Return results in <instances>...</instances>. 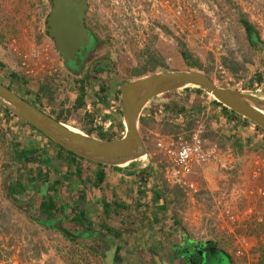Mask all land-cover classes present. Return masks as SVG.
Returning <instances> with one entry per match:
<instances>
[{
	"label": "rangeland",
	"instance_id": "1",
	"mask_svg": "<svg viewBox=\"0 0 264 264\" xmlns=\"http://www.w3.org/2000/svg\"><path fill=\"white\" fill-rule=\"evenodd\" d=\"M86 6L85 22L93 32L95 42L76 78L90 77L83 87V100L90 102L91 112H87L84 105L80 109L72 106L79 94L78 86L74 84L76 72L65 68L46 33L49 0H0V35L3 36L0 38V75L3 72L7 77L12 73L18 74L12 78L17 84L16 89L24 86L29 92L33 90L30 88L32 85H49L51 104L48 105L45 97L40 100L48 111L67 110L63 111L66 119L62 122L67 123L71 130L84 132L82 129H91V118L102 109L107 110L109 100L113 106L119 104L122 84L138 77L134 74L135 68L155 57L163 61L168 70L194 69L187 60L197 62L208 68L207 74L218 86L242 91L261 100L253 103L264 111V80L261 83L251 81L254 72L264 68V62L260 64L264 60V0H86ZM240 18H245L257 30L258 44H250ZM9 27L12 32L6 31ZM259 44L262 47L256 48ZM232 60L238 69L234 74L223 63H231ZM98 62L101 63L96 68ZM26 69L29 73L25 72ZM160 70L164 69H155ZM150 73L144 72V75ZM23 77L28 82L21 86ZM184 87L187 86L155 95L145 105L142 115H139V119L143 118L145 122L143 125L138 122V130L146 138L145 147L149 151L139 163L136 161L135 166L129 168L138 171L141 169L139 166L154 165L149 188H153L156 181L162 184L164 192L161 191V196L166 201L167 210L174 214L178 226L188 238L209 240L224 247L231 264H255L258 253L255 248L259 242L264 243V146L258 144L260 148H250L247 136L264 134V130L251 121H244L242 116L237 118L241 129L235 128L234 121L225 120L226 115L213 102L214 96L205 91L197 96L195 86L190 85L188 92ZM185 94L189 97L181 99ZM94 98H98V106ZM198 100L205 106L198 116L208 123L206 132L212 130L205 136L206 143L216 145L220 154L218 160L213 159L194 168L190 179L196 182V192L187 190L185 193L182 190V193H176L172 181L160 172V156L155 146L158 136L175 128L161 122L164 116L156 108L168 101L183 102L189 107ZM34 106L41 108L38 104ZM7 110L11 109L0 99V264H90L91 260L88 263L87 258L92 255L91 249L49 226L43 212L36 209L38 199L32 203L37 205L34 207L24 193L15 192L19 193L15 198L10 190L14 176L17 179L21 172H27L28 176L24 175V179L19 181L21 184L26 182L24 191L32 196L35 178L42 174L38 171V161L29 165H13L12 152L7 151L10 142L22 148L30 135L7 133L4 127L8 120L6 116L10 114ZM10 117L14 119L12 115ZM92 136L96 137L95 134ZM47 142L46 154L49 155L57 149L49 138ZM250 155L258 157L251 160ZM26 184L31 187L26 188ZM46 186L44 181L40 194H45ZM170 187L175 192L168 190ZM224 208L234 213V219L228 218ZM69 220L68 217L63 225L79 232ZM88 232L93 237L87 240L89 244L100 239L105 248L112 245L102 242L99 231H94V228ZM181 238L184 235H179L177 240ZM214 249L213 254L206 258L196 257L197 264H230L226 255ZM81 252L85 254L79 262L74 256Z\"/></svg>",
	"mask_w": 264,
	"mask_h": 264
},
{
	"label": "crops",
	"instance_id": "2",
	"mask_svg": "<svg viewBox=\"0 0 264 264\" xmlns=\"http://www.w3.org/2000/svg\"><path fill=\"white\" fill-rule=\"evenodd\" d=\"M6 31L12 32L13 30L11 27H9ZM1 37L3 38L2 35H0V38ZM4 55L5 57H8L6 53ZM2 62L5 63L6 61L3 60ZM17 75L18 74L15 73L14 76L11 75L12 77H6V79L12 81V78H16ZM26 82L28 81L26 80V78L23 77V79L21 80V86L27 85ZM14 84L17 85L16 83ZM30 88H33V90H31L30 92L26 88H24V86H17V89L15 86L14 88L10 89L14 91L17 95L28 101V98L32 100H34L33 98H36L35 93L38 92L39 84L32 85ZM76 97L74 99H77ZM150 99L148 100V102L145 103V105H147V103H150ZM36 100V102L41 106V108H38L44 111L45 113L49 114L47 108L45 107V104L42 103L40 99ZM74 101L75 102L72 106L76 109H80V107L84 104L83 100V103H81L79 106H75L76 100ZM145 105L142 107L143 109ZM142 110L140 111L141 115ZM10 116L11 114L6 116V119L8 120L5 121L7 125L6 130L8 131L7 133H16V135L22 134L23 132H18V129L23 128L22 123L19 120H15V115L12 116L14 117V119ZM224 118L225 120H229L227 115L224 116ZM14 124L16 125L15 128ZM0 127L2 128V126ZM28 135L30 136L26 139L27 144L22 146V148L26 147V149H37L38 156L40 157L42 153L48 152L47 147H49V142H47V139L45 137H39L37 133L33 131ZM9 137L11 139H14L13 135H10ZM259 140L264 141V134L258 133L255 135L253 134V137L252 135L247 136V141H250L249 143L252 144L249 145L250 148L258 149L260 148L258 144L264 146V143L262 144V142ZM13 143L10 142V147H8L7 149L8 152H12L10 158H12L11 160L13 161V165H15L16 163L29 165V163L16 162L14 158V152L22 148H18L15 145L12 146ZM55 153L56 151L49 155L51 157V163L49 164H46L45 161H42L43 159H38V171H40L42 175L39 174V176L35 178V182L33 184L35 186L31 187L29 184H26L25 186L26 188L30 186L33 189L35 187L36 193H34L33 191V195L31 196L28 195L29 192H26L28 194L25 193L26 190L22 192L26 195L25 198L27 201L30 202V204H32L35 200L38 199L37 201L39 202L40 206V202L44 201L49 194L52 195L55 199V210L56 208L60 207V205L65 206L67 204V207L65 208L67 210L61 214L65 215V220H67L68 217L70 219V217L74 215V213L71 212V209H73L74 211L77 208L76 206H78V209H82L87 220L91 222V230L92 228H94L95 231L97 227H102V223L105 224L108 228H110V230L109 232L106 230H104V232L102 231L103 233H101L99 238L102 239V242L104 240L105 244L107 242H110V244L114 243L116 245L115 252H112L113 264H157L156 262L159 259L167 261L168 256L173 258L171 254V251L174 248L173 245L178 242L177 239L179 238V235H181V232H183V230L178 226L179 222L175 218L174 214L170 210H167L168 208L165 203L166 201L161 196L162 192L164 191L161 187L162 184L159 183V181H156V184H154L155 186L152 185L153 188H149L150 182L149 184H145V186H148L146 187L143 193L142 191L144 186L140 184V180L137 179L136 174L132 173L133 168L124 167L122 165L110 164L100 166L94 163V161L91 162L90 160L81 159L77 157L73 162L71 160L69 161L66 159H63V161L58 162ZM256 156L258 157V155L251 156V160L256 158ZM44 164H46L47 166ZM26 169L28 168L26 167ZM77 169L79 170L78 172H76ZM53 171L56 173H53ZM68 171L69 174L67 175V177H64L63 174ZM100 172H102L103 174V179L98 185H95L97 174ZM19 175H21L20 178L22 180L24 179V175L28 176L27 172L26 174L24 172L22 174L21 172ZM44 176H49L50 178L49 181H46L47 186L48 184H52L56 180L60 181L58 186H56L57 190L55 193L47 192L43 195L40 194L39 191L40 187L44 182ZM20 178L16 179V176H14L13 181L10 182L11 190L14 194V197L15 194H19L15 192L17 189L16 183L21 184V180L19 181ZM25 183L26 182H22V185H25ZM174 186L176 188V193H178V191L182 193V189L179 186L175 184ZM168 190L174 191V189L171 187L168 188ZM81 193H83L84 198L83 200L78 201L77 198L80 196ZM34 197L35 199H33ZM171 199L173 202L174 197L172 196ZM22 202L24 201L22 200ZM122 204H125L126 206H122ZM32 206L35 207L37 205L32 204ZM39 206H37L36 209H40ZM135 207L139 209L134 210L133 208ZM166 210L168 212H166ZM44 214L45 213H43V215ZM58 215L59 213L55 211L53 216H51V218H48L51 220H48L47 222L50 224L53 219H57L60 217H58ZM65 220H63V224L66 223ZM69 221H71V219ZM84 227L85 226H83L82 229ZM111 230L117 231L118 234L114 235ZM88 231L82 230V233ZM90 238H93L91 234L85 235V237L83 238H73L72 240H76L78 244L84 245V248L91 249L92 255L91 257L87 258L88 263L90 259V264H104V256L107 248H105V245H103V243L101 244L100 239V243L98 244L101 246L99 247L97 243L89 244L87 240H89ZM211 243L213 247L219 249L224 255H226L228 260L230 259L229 254L224 247L215 245V242ZM83 254L85 253L81 252L79 255L74 256L75 260L81 262ZM83 260L85 261L86 259L83 258ZM169 264H174V261L171 260Z\"/></svg>",
	"mask_w": 264,
	"mask_h": 264
},
{
	"label": "water",
	"instance_id": "3",
	"mask_svg": "<svg viewBox=\"0 0 264 264\" xmlns=\"http://www.w3.org/2000/svg\"><path fill=\"white\" fill-rule=\"evenodd\" d=\"M51 9L46 17L45 28L54 40L63 62L70 64L84 54L89 42V33L83 23L86 0H50ZM165 85V86H164ZM199 87L233 112L252 121L264 130V113L254 103L259 102L251 94L232 88L218 86L211 77L195 69L160 70L126 81L120 88L121 114L125 131L119 138L101 139L83 131H73L67 123L56 120L29 101L17 95L0 82V98L9 102L17 116L44 133L61 147L87 160L102 164L121 165L145 154V144L138 130L142 107L150 98L168 90L190 86ZM264 102V101H262ZM9 191V188H7ZM36 193V188L34 190ZM65 215L50 222L61 233L72 238H83L89 232H75L63 225ZM88 231V229H85ZM96 243H100L99 240ZM101 246L98 244V247ZM116 245L106 250L104 264H113ZM159 259L157 264H169Z\"/></svg>",
	"mask_w": 264,
	"mask_h": 264
},
{
	"label": "trees",
	"instance_id": "4",
	"mask_svg": "<svg viewBox=\"0 0 264 264\" xmlns=\"http://www.w3.org/2000/svg\"><path fill=\"white\" fill-rule=\"evenodd\" d=\"M240 21H241V23H242V25L246 31V35L249 39L250 44L251 43H253L252 45L258 44L259 40H258L257 30H255V28L245 18H240ZM261 47H262V45H260V44H259V46L256 45V48H261ZM182 54L186 55L184 51H182ZM187 61H188L187 63L189 65H192L195 70L202 71L204 73L208 72V68H203L199 63L190 62V60H187ZM146 62L147 63L142 64L140 68H135L134 74L136 76L144 75V72H148V71L154 72L155 69H157V68L166 69L165 63L163 61H159L158 58H156V57L155 58H149L148 60H146ZM262 62H264V60H262L260 62V64ZM223 63L226 66V68L229 69L233 74L238 72L235 61L232 60L231 63H226L225 61H223ZM0 68H1V64H0ZM12 75H14V73H12ZM7 76L8 75L4 74V72H3L2 76L0 77V82L2 84H4L6 87H8L9 89L14 88L16 85L11 80L6 79ZM10 77H11V75H10ZM88 80H89V75H85L83 78L78 80L80 82V88H79V94H78V97L76 99L75 106H79L81 103H83V93H84L83 87H84V84L86 83V81H88ZM263 80H264V68L256 70L254 72V74L251 76V81H253V82L256 81L257 83H261V82H263ZM100 89L103 90V87H101ZM184 90L186 92H188L189 86L184 87ZM203 92H204L203 89H201L199 87H194L195 95L198 96L199 94H201ZM35 96H36V98H33L34 100L28 98V101L31 102V104H33V105L38 104L36 102L37 101L36 99H40L42 97H45L47 99V103L51 104L50 103V98H51L50 86L47 85L46 83L39 85L38 92L35 93ZM187 96L189 97V94L188 95L185 94L184 96L181 97V99L184 100V98L185 99L188 98ZM213 102L220 107V111L223 114L227 115V117L230 119V121H232V120L234 121L233 125L235 126V128L238 129L239 125L237 124V121H238L237 118L240 119V117H239L240 115H238L237 113L233 112L232 110L226 108L224 105H222L216 99H213ZM162 107L164 110L163 111L164 117H162L161 122L163 124H165V125L169 124L173 128L174 127L177 128L176 124L173 123V119H175L178 116H181L183 118V122L185 123V127L187 129L194 125L197 115L205 109V106L203 105L202 102H200V100L194 101L193 104L190 105L189 107H187L186 104H184L183 102L180 103L179 101L178 102L168 101V102L162 104ZM63 111H67V110L59 109L57 112H55L54 110H50V111H48V113L50 115H52L56 120L64 121L66 119V116H63L64 115ZM8 112H10V114L12 116L15 115L11 111H8ZM15 116H16V120H19L23 126V128L21 126L22 129H18V132L19 131L23 132L29 128L28 130L23 132V134L24 133L29 134V133H32V131L34 132V130H35L39 137H45L46 139H48V137L44 133H42L41 131L36 129L34 126H32L30 124L28 125L20 117H18L17 115H15ZM120 116H121V113L118 109V112L113 116L114 124H112L107 131H102L99 126H97V127L90 126L91 129H87V130L82 129V130H84V132H86L89 135L95 134L97 138H101V139L119 138L121 136V134L119 135V132L123 131V129H124L122 119ZM90 118H91V116H90ZM139 121H140L141 125H143L145 122V120L143 118H140ZM244 121H247V119L244 118ZM4 127H7V125H4ZM94 130H95V132H94ZM173 130H171V131H173ZM211 131L212 130H209L206 133H204L203 135L208 136L209 133H212ZM114 133H116L118 135L117 136H116V134L113 135ZM165 133H170V131L165 132ZM142 140H143L145 146H147L146 138L144 139V137H142ZM49 141L54 143V145L56 146L55 148L57 150H56L55 154H56L58 162L63 161V159H66L69 161L71 160L73 162L76 159V157L84 159L83 157L78 156L75 153L61 147L57 143L53 142L50 138H49ZM13 145L14 144H12V146ZM145 149H146V151H149L147 147H145ZM14 153H15L14 158H15L16 162H18V163L24 162V163L31 164V163H35L36 161H38L39 158L43 159L42 161H45L46 164L51 163V157L49 156L50 154L48 155V153L47 154L44 153L40 157V156H38V150L37 149H33V148L26 149V147H24L22 149H19L18 151H15ZM140 160H142V156H140L139 158H137L135 160L124 162L121 165L129 168V167L135 166L136 161L138 162ZM94 163H96L97 165H100V166L106 165V164H101L99 162H94ZM46 164H44V165H46ZM152 170L155 171L154 165L153 166L148 165V166H145L144 168L141 167V169L136 171V172H135V170L134 171L132 170L133 171L132 173H135L137 179L140 180V184L144 186L143 191L141 190L143 193H144L146 187L148 186V185L145 186V184H149V180L151 178L150 176H152ZM54 171H56V170H54ZM54 171H53V173H56ZM78 171L79 170L77 169L76 172H78ZM68 174H69V171L64 173L63 176L67 177ZM44 178H45L44 181H49V179H50L48 176H44ZM102 179H103V174H102V172H100L97 174L95 185H98L102 181ZM59 183H60V181L56 180L52 184H48V186H46L47 191L45 193H47V192H49V193L54 192L55 193L57 190L56 186H58ZM16 188H18V189H16V192H20V193L24 192V187L22 184L16 183ZM19 188H20V190H19ZM10 190H11V187H10ZM50 191H52V192H50ZM83 198H84V195H83V193H81L77 199L79 201V200H83ZM54 203H55V199L53 198L52 195H49V194L44 201L40 202L39 208L43 213H45L44 215L46 216L47 219L51 218V216H53L55 211H57V213H59L58 217L59 216L61 217L62 216L61 214L67 210V209H65L67 207V204L65 206L60 205V207L56 208V210H55ZM122 206H126V205L122 204ZM71 212L74 213V215H72L70 217L71 222L73 223L72 227H74L75 229L81 230L82 227L85 226L86 227L85 229L91 230V227H90L91 222L87 220V218L85 217L84 211L82 209L81 210L78 209V210H74V211H73V209H71ZM48 220H51V219H48ZM101 225H102V227H97V229H96V231H99V233H98L99 237H100L101 233L104 232V230H106L108 232L110 230V228H108L105 224L102 223ZM49 226H50V224H49ZM85 229H82V230H85ZM111 232H113L114 235L118 234L117 231L111 230ZM263 233H264V231H263ZM68 238L73 239L72 237H69V236H68ZM255 250H257V252H258L257 253V262L255 264H264V243L259 242L258 246H256ZM229 260H230L229 263L231 264V259H229Z\"/></svg>",
	"mask_w": 264,
	"mask_h": 264
},
{
	"label": "built area",
	"instance_id": "5",
	"mask_svg": "<svg viewBox=\"0 0 264 264\" xmlns=\"http://www.w3.org/2000/svg\"><path fill=\"white\" fill-rule=\"evenodd\" d=\"M25 72L29 73V70L26 69ZM97 99L94 98L96 106L99 105ZM90 105L89 101L84 105L87 112H91ZM159 107L157 111L163 114L161 105ZM114 108L112 106L110 111H114ZM104 113L106 114V112H100L93 116V126H99L102 131L108 130L113 121L110 116H106ZM173 123L176 124L177 128L174 127L175 129L170 133L161 134L155 142L157 153L160 156L158 166L166 179L171 180L173 184L179 186L185 193H187V190L189 192H196V182L190 179L194 173V168L204 162L213 159L218 160L217 156H219L220 150L217 149L216 145L206 143V137L203 134L207 130L208 123L204 119L199 118L198 115L194 125L188 129L185 127L181 116L173 119ZM142 156L146 157L147 155L145 153ZM146 165H142V167ZM262 188L264 190V184ZM223 211L229 219H234V213L230 210L224 208Z\"/></svg>",
	"mask_w": 264,
	"mask_h": 264
},
{
	"label": "flooded vegetation",
	"instance_id": "6",
	"mask_svg": "<svg viewBox=\"0 0 264 264\" xmlns=\"http://www.w3.org/2000/svg\"><path fill=\"white\" fill-rule=\"evenodd\" d=\"M50 9H51V1L49 0V8L47 11V16L50 13ZM85 12H86V10H85ZM85 12H84V16H83V23H84V26L87 28V32L89 33L90 36H89L88 44L84 47V54L82 56H79L75 61L71 62L70 64H68V63L66 64L63 62V65L65 66V68L68 71L76 72V74H74V77H75L74 81L76 83H74L73 80H72V82L78 86V88H77L78 91L80 88V82L78 80L81 78L78 79L76 77H78V74L80 73L82 66H84L86 57L89 56L90 49L95 42V36H94L93 32L90 30L89 27L86 26ZM45 30H46V28H45ZM46 33H47V31H46ZM47 35L49 36L54 49L59 54V56H61V54L58 52V50L55 46L54 40L52 39V37L48 33H47ZM61 58H62V56H61ZM62 61H63V59H62ZM100 63L101 62H98L95 64L96 68L99 67ZM83 92H84V90H83ZM91 125L93 127V124H91ZM181 234L184 235V238L183 239L181 238L180 241L176 242V244L173 245L174 248L171 251L173 258H171V257L169 258V259L174 261V264H197L198 261H197L196 257L197 258L202 257V259H203V257L206 258L207 255L213 254V252L215 251V249H214L215 247L212 246V243L209 240L194 241L193 239L188 238L184 232H181ZM209 261H212V260H209ZM204 264H206V262Z\"/></svg>",
	"mask_w": 264,
	"mask_h": 264
},
{
	"label": "clouds",
	"instance_id": "7",
	"mask_svg": "<svg viewBox=\"0 0 264 264\" xmlns=\"http://www.w3.org/2000/svg\"><path fill=\"white\" fill-rule=\"evenodd\" d=\"M206 74H207V73H206ZM140 76H141V75H140ZM204 91H205V90H204ZM213 99H214V98H213ZM213 99H212V100H213ZM85 102H86V101H85V99H84V104H83V105H85ZM107 104H108V105H107V110H105V108H104V109H102V112H106V114H105V113H104V114H105L106 116H110L111 120H113V121H112V124H114L113 116L118 112V109H119V111H120V113H121L120 92H119V104H118L117 106H113V105H112V102H110V100L107 102ZM102 106H103V104H102ZM112 106L115 107V108H114L115 110L111 112V111H110V108H111ZM159 106H160V105H159ZM142 109H143V108H142ZM156 109L158 110L159 108H156ZM161 110H163L162 104H161ZM10 111L13 112L12 110H10ZM163 111H164V110H163ZM14 114H15V113H14ZM15 115H16V114H15ZM238 115H239V114H238ZM240 116H241V115H240ZM18 117H19V116H18ZM120 117H121V119H122V114H121ZM242 118L244 119L245 117H242ZM92 119H93V117L91 118V120H92ZM139 120H140V119H138V122H139ZM247 120H248V119H247ZM23 121H24V120H23ZM248 121H250V120H248ZM24 122H25V121H24ZM251 122H252V121H251ZM122 123H123V119H122ZM252 123H253V122H252ZM92 124H93V122H92ZM112 124H111V125H112ZM253 124H254V123H253ZM123 126H124V124H123ZM93 127H94V126H93ZM108 129H109V128H108ZM106 131H107V130H106ZM124 131H125V127H124L123 131L120 132L121 136H122V134L124 133ZM86 134H87V133H86ZM88 135H89V134H88ZM94 137H95V136H94ZM141 137H142V136H141ZM145 153H146V151H145ZM84 159H85V158H84ZM101 164H102V163H101ZM57 219H58V218H57ZM64 219H65V217H64ZM64 219H63V220H64ZM45 220L48 221L47 218H46ZM54 220H56V219H53L52 222H53ZM72 226H73V223H72ZM66 227H67V226H66ZM69 228H70V227H69ZM83 229H85V227H84ZM76 230H79V229H76ZM57 231H59V230H57ZM79 231H80V233H82V230H79ZM59 232H60V231H59ZM62 234H63V233H62ZM64 235H65V234H64ZM65 236H67V235H65ZM67 237H68V236H67ZM69 237H70V236H69Z\"/></svg>",
	"mask_w": 264,
	"mask_h": 264
},
{
	"label": "bare ground",
	"instance_id": "8",
	"mask_svg": "<svg viewBox=\"0 0 264 264\" xmlns=\"http://www.w3.org/2000/svg\"><path fill=\"white\" fill-rule=\"evenodd\" d=\"M165 86V85H164ZM192 86V85H191ZM213 96V95H212ZM215 98V97H214ZM1 99V98H0ZM2 100V99H1ZM3 102H4V104H6V105H8V107L9 108H11V109H13V106L9 103V102H7V101H5V100H2ZM258 109V108H257ZM259 110V109H258ZM261 111V110H260ZM262 112L264 113V111L262 110ZM68 127V126H67ZM69 128V127H68ZM70 129V128H69ZM71 130V129H70Z\"/></svg>",
	"mask_w": 264,
	"mask_h": 264
}]
</instances>
